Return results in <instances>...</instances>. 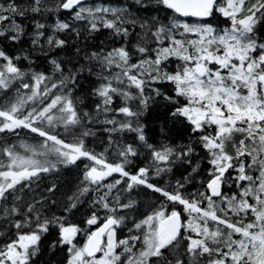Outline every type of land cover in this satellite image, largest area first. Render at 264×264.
I'll return each mask as SVG.
<instances>
[{"label": "snow or ice", "instance_id": "obj_1", "mask_svg": "<svg viewBox=\"0 0 264 264\" xmlns=\"http://www.w3.org/2000/svg\"><path fill=\"white\" fill-rule=\"evenodd\" d=\"M0 134V264H264V0H0Z\"/></svg>", "mask_w": 264, "mask_h": 264}, {"label": "trees", "instance_id": "obj_2", "mask_svg": "<svg viewBox=\"0 0 264 264\" xmlns=\"http://www.w3.org/2000/svg\"><path fill=\"white\" fill-rule=\"evenodd\" d=\"M189 22H191V21H189ZM0 136H2V134H0ZM21 141H24V142H27V143H31L32 142L31 137H26L24 135V133H21V136L19 138H17V137H10V139H9V142L10 143H15L17 145H19ZM20 151H23V149H20ZM70 178L71 177H68V176L65 177V179H70ZM53 259H55V257Z\"/></svg>", "mask_w": 264, "mask_h": 264}]
</instances>
